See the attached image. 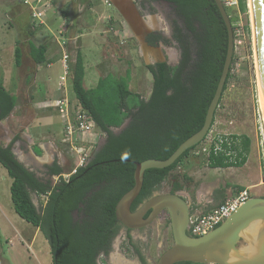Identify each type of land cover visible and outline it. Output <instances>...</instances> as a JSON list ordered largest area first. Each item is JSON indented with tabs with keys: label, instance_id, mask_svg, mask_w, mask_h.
I'll return each instance as SVG.
<instances>
[{
	"label": "trees",
	"instance_id": "trees-1",
	"mask_svg": "<svg viewBox=\"0 0 264 264\" xmlns=\"http://www.w3.org/2000/svg\"><path fill=\"white\" fill-rule=\"evenodd\" d=\"M167 1L174 5L172 39L180 56L174 65L166 61L144 65L152 77L147 99L129 88V68L124 74L110 71L86 88L83 56L76 50L70 72L76 106L86 109L95 126L105 134L103 143L85 164L63 179L61 174L66 168L53 162L47 166V174L58 175L59 179L51 184L48 179H39L17 160L12 151L15 136L6 145L0 143V164L11 178L12 207L19 217L42 232L50 246L52 264H98V257L109 253L112 241L123 227L116 219L115 205L134 184V163L147 158H167L204 122L224 62L227 30L214 0ZM238 5L241 11L247 9L245 0H238ZM225 9L228 13L226 6ZM230 21L232 24L231 17ZM159 39V34L151 33L147 41L154 44ZM28 48L34 63L44 61L45 45L29 41ZM20 57V48L16 46V66L20 64ZM232 63L218 105L227 88ZM15 104L16 97L4 88L0 76V121L9 115ZM126 119V125L121 127ZM120 127L118 132L113 131ZM231 135L241 139L242 157L233 162L210 154L207 157L210 167L241 166L246 161L249 138ZM196 146L184 151L167 167L146 169L141 189L130 209L134 210L152 196L167 178L171 180V192L179 189L183 181L186 182V175H180L176 169ZM31 191L45 196L40 210L31 200ZM128 243L134 246L131 241ZM136 253L146 264L138 248Z\"/></svg>",
	"mask_w": 264,
	"mask_h": 264
},
{
	"label": "rangeland",
	"instance_id": "rangeland-1",
	"mask_svg": "<svg viewBox=\"0 0 264 264\" xmlns=\"http://www.w3.org/2000/svg\"><path fill=\"white\" fill-rule=\"evenodd\" d=\"M68 1L70 2L71 0ZM92 1L94 2V11H92L89 6L85 5L84 8H82L76 5L74 12L71 10L68 14L66 11L68 18L65 20H62L61 18V5L56 2L50 10H53L56 16L53 19L52 24H47L46 26H29V32L37 33L38 31V33H42L41 35L43 36L39 37L41 35H38V37H36L37 35H33L32 40L36 41L39 39L41 41L42 39L48 37V35L55 39L56 48L54 49V60H45L38 69V73H42L46 77H50L49 82L52 85H58L59 76L63 72L61 61V52L63 47L61 42L65 40L66 36L67 39L63 45L68 46L72 60H74L75 52L78 49V46L85 55V62L87 65L83 80L85 87H92L94 85L92 83H96L98 75L96 70L89 67V65L93 66L94 62L98 60L100 55L106 53L105 51H102L104 48H102L99 44V39L96 33L93 32V30L96 29V12L102 14L104 17L102 23L100 22L99 32L100 34L106 36L108 35L106 37L107 39H110L111 35L114 36V32L116 33V31L122 26L120 24V14L116 10L115 6L112 4L107 5L106 3H103L102 0ZM245 1L247 9L245 11H241L239 9L238 0H224L229 16L233 20L234 49L231 60L233 63L231 65V75L227 83V88L225 89L215 112L212 129L218 132L220 131L248 136L257 152V145H259V149L261 148L260 142H263L264 148V112L262 109L256 78L249 0ZM137 4L139 12L143 14L145 21L150 27H153L155 24L161 26V5H159L158 1L137 0ZM27 10L28 6L24 4L23 0H0V22H5L7 27L10 28V32L6 35L10 36V38L2 35L0 31V66L3 70L8 71V76L10 77L9 82L11 84L9 85L8 82V84L5 85L7 90L13 87L12 85L15 84L17 78L16 76L18 74V67L14 64V49L16 47L15 39L17 38L14 31L16 25L11 24L13 20L20 18L22 19L21 23L24 26V23L28 21ZM162 10L164 11V8H162ZM50 13L51 12H49V14ZM109 17H112L110 20L114 23L116 30H110L108 33L106 32V22H109ZM118 24H120V26ZM3 29L4 28L2 27V32ZM63 29L64 31L61 33ZM26 32L27 34L29 33L28 30ZM131 36L132 37H125L123 40L124 43L121 44V46H124L127 50L126 53H123L124 58H118L117 55L116 57H112L113 59L111 63L113 64V67L111 66L110 69L113 68L114 70H118L122 73L126 68L132 70L129 88L132 91L140 93L143 98L147 99L151 90L152 77L150 72L147 71L142 64L144 60L141 56L143 53L142 48H140V43L134 35L131 34ZM58 43L61 44V47ZM18 44L24 52H27L28 47L26 41L18 42ZM166 46L168 47V51L165 52L167 63L172 65L176 64L179 60L178 48L172 41H170V43ZM108 55H110V52ZM153 60L151 58L150 63L154 62ZM48 61L52 62L49 66H46ZM23 64L24 66L22 65L21 67L22 79L29 74L26 73L27 71L25 70V67H28L27 64H31V61H29V59H23ZM68 81L66 87L67 90L62 89L61 92L62 94L65 92L69 93L72 96L73 92L70 82ZM74 102L76 101L74 97H72V103L74 104ZM56 114L59 116L57 111ZM23 117V119L21 118L22 120L19 122H17V120L14 121L17 127L8 121L10 124V130L5 129V127L3 128V126L0 125V143L6 145L14 136L16 137L15 141H19L20 131L24 130L25 124L31 123L29 122L31 121V118H29L28 115ZM127 121L128 120H126L122 125L125 126ZM121 127L113 128V131L118 132ZM61 133L62 138L59 145L61 146V164L64 168H66L63 173L65 176L69 175L71 170L78 164L79 156L82 154L81 152L77 153L75 149L76 146H81L83 148V152L86 153L87 161L93 151L96 150L105 139V134L102 133L96 126L92 128L90 133L73 134L71 137H67L65 135L66 133L64 132V129H61ZM90 134H93V136L95 135V137H92V135L90 136ZM83 135H89L91 138L88 136L87 138H84L82 137ZM195 150L196 148L191 151L189 157L183 160V165L185 166L187 165V162L191 161L190 167L187 168L188 173L195 178L198 177V179L200 178V180H203L201 168L208 164L206 157H196L192 155V152ZM260 156V161L258 159V154L253 160L254 164L252 165L255 171L251 169V178L255 173L259 178L260 184L258 186L253 184L250 186L251 196L264 195V160H262L263 156L261 150L259 157ZM250 160L251 155L248 156L245 163H248ZM182 167L183 166H179L176 170L181 172L183 171ZM33 171L39 179H42L43 181L48 179L51 184H54L59 179L57 175L49 176L46 173V167L34 168ZM216 175L220 176V174ZM222 175L226 178L238 180L239 183H242L243 185H248V173L244 166L234 167L225 173L223 172ZM215 178L216 176H212L210 179ZM252 179L256 182L255 176ZM232 182H234V180H231L229 183ZM10 183L11 178L8 176L6 169L0 164V264H52L50 246L44 238L42 232L15 213L10 199ZM228 187L226 195H228L227 193L231 190L234 191L232 186ZM171 189V180L167 178L160 184L159 188L154 193L171 192ZM30 196L37 209L40 210L41 205L44 203L45 196L37 195L33 191L30 192ZM17 231L20 233L19 236L16 234ZM132 238L134 240V245L142 250L147 264H156L160 254L173 243L168 213L166 214L162 212L149 225L143 227L142 229L132 230ZM128 242L129 241L124 234V230L121 229L115 237L113 249L110 251L108 256H99L97 259L98 264H141L138 261L137 256L133 254Z\"/></svg>",
	"mask_w": 264,
	"mask_h": 264
},
{
	"label": "water",
	"instance_id": "water-1",
	"mask_svg": "<svg viewBox=\"0 0 264 264\" xmlns=\"http://www.w3.org/2000/svg\"><path fill=\"white\" fill-rule=\"evenodd\" d=\"M110 2L126 20L140 45L145 49L149 47L144 42V35L149 29L144 27L143 22L145 21L140 16L134 0H110ZM214 2L227 30V48L221 74L208 104L204 122L200 129L182 141L167 158H147L136 161L133 173L134 184L118 199L115 205L116 219L124 227L130 229L145 227L153 222L161 211H167L173 243L160 254L156 264H174L176 262L264 264V196H251L223 222L201 236H191L187 233L190 204L177 191L154 193L134 210L130 209L141 189L144 171L149 168H164L171 165L184 151L200 143L211 127L234 49L230 17L222 0H214ZM249 8L254 52L264 102V0H249ZM148 210H150L148 216L144 217ZM256 222H259L258 230L254 234L246 232L248 227ZM247 244L252 245L251 251L244 250Z\"/></svg>",
	"mask_w": 264,
	"mask_h": 264
},
{
	"label": "crops",
	"instance_id": "crops-1",
	"mask_svg": "<svg viewBox=\"0 0 264 264\" xmlns=\"http://www.w3.org/2000/svg\"><path fill=\"white\" fill-rule=\"evenodd\" d=\"M53 2L52 4H55L56 2H58V4L61 5L62 20H65L66 18H68V14L70 13L71 10L72 12H74L75 10L74 8L76 5L82 8H84V6L86 5V6H89V8H91L92 11H94V2L92 0H71L70 2L68 0H64V1L54 0ZM134 2L135 4H137L136 0H134ZM116 10L118 11V9ZM66 11L68 14L66 13ZM28 12L29 10H27V17H28L27 20L28 21L24 23V26L21 23L22 19L20 18L17 20H13L14 23L12 22L11 24V25L13 24L16 25L15 31H14V33L17 36V38L15 39L16 41L14 40L16 46L20 48L18 42H21V41L22 42L26 41L27 47H28L29 41H33L35 44L45 45L46 50L44 53V57H45L44 61L54 60L53 55H54V49L56 48L55 39L52 36L48 35V37H46L45 39H42L41 41L39 39H37L36 41L32 40L33 35L35 36L37 35L36 37H38V35H41L42 33H38V31L37 33L29 32V26L33 25V23H31L32 21H31V18ZM49 12L51 13L47 14L45 24H41V26H44V25L46 26L47 24L53 23V19L56 17L55 12L53 10ZM111 18L109 17L108 18L109 22L108 23L106 22L107 24L106 32L108 33L110 32V30L112 31L116 30L114 23H112V21L110 20ZM120 18H121L120 24L122 27L118 29L116 33L114 32V36L111 35L110 36L111 38L107 39L106 37L108 35L106 36V35L100 34L99 32L100 31L99 25H100V22L102 23L104 17L102 14L96 12V29L93 30V32L96 33L101 47L104 48L102 49V51L106 52L100 55L98 60L94 62L93 66L89 65V67L94 68V70H96L98 78L102 75H106L110 71L115 72L117 74H124L127 69L126 68L123 73L118 70H114L113 68L110 69L111 66L113 67V64L111 63L113 59L112 57H116L117 55L118 58H124L123 53L127 52L126 48H124V46H121V44L124 43L123 40L125 39V37H132L131 34L134 35L130 26L127 24L126 20L123 18L121 14H120ZM120 24L118 25L120 26ZM0 27L4 28L3 32L0 28L2 35L6 36L10 32V28L7 27L5 22H0ZM26 29L29 32L28 34L26 32L27 31ZM6 37L10 38V36H6ZM39 37H43V36L41 35ZM66 39H67V36L65 40ZM59 46L61 47V44H59ZM62 47H63L62 52L64 50L68 52L69 57H70V63H72L73 60H72V57L70 56V53H69L70 50L68 46L63 45ZM140 48H142L143 54L141 56L144 60L142 64L143 65L150 64V59L152 58L153 60V58L155 57L153 55L157 54V51H153L152 48H149V47H146L145 49L141 45H140ZM78 49L80 50L83 56V65H84V70H85L87 66L85 62V55L79 46H78ZM156 50H159V49H156ZM20 51H21L20 64L17 66L18 74L16 76L17 77L16 82L14 85H12L13 87L11 89L9 88L7 90L5 86L10 81V77L8 76V71L3 70L0 66V76L2 78L4 88L9 92V94L16 97L15 106L13 107L9 115L0 121V125L3 126V128L5 127V129L10 130V124L8 123V121L16 126V123L14 121L17 120V122H19L20 120L24 118L23 116L28 115V117L31 118V121H29L31 123L25 124L24 130L20 131L19 141L13 142L12 151L14 155L16 156L17 160L20 161L29 170L33 171L34 168L46 167V173H47V166H50L53 162H57L58 164L63 166L61 164L62 163L61 152H60L61 146L59 145L61 138H62L61 129L63 128H62V121L60 117L57 116L56 114L54 100L66 94L70 98V101L73 107L76 106V103L75 102L74 104L72 103V97H74L73 93H72V96L66 92L62 94L61 92L62 89H66L67 85L65 88H60L59 84L52 85L49 82L50 77H46L42 73H38V69L41 67L42 63L36 64L33 62L31 57L29 56V48L27 49V52H24L22 48H20ZM107 52L108 53L110 52V55H108ZM23 59H26V60L29 59V61H31V64L29 65L27 64L28 67H25L26 68L25 70L27 71L26 73H29V74H27L25 78L23 77L24 80L22 79V76H21L22 75L21 67L22 65L24 66ZM49 61L48 63H46V66H49L50 63L52 62V61L51 62ZM103 69H106V70H103ZM131 71L132 70H130V80L132 77ZM68 82H70V78ZM92 84L95 85V82ZM9 85H11L10 82H9ZM212 126L213 124L211 125V130L214 132H218L212 129ZM220 133H226V132H220ZM227 134H234V133H227ZM91 135L92 137H95L96 133L94 136L93 134H90V136ZM87 136L90 137L89 135H83L82 137L87 138ZM249 141H250L249 149L246 152V160L249 155H251V160L249 162L247 161L248 163H245L246 162L245 161L243 165H241L242 167L243 166L245 167L248 173V176H247V180H249L247 181L248 185H243L242 183H239L238 180L226 178L222 175L223 172L225 173L226 171L231 170L234 167H240V166H227V167H210L209 165H206L205 167L203 166L201 168L202 170L201 174H203V180L202 179L200 180V178L198 179V177L195 178L191 176V174H189L187 171V168L190 167L191 161L187 162V165L185 166L181 165L183 166L182 167L183 171L181 172L178 171V173L180 175L182 174L186 175V182L183 181L180 188L175 191H177L180 195H182L188 201V203L190 204L191 210L198 209L202 212L208 211L214 206H216L218 203H220L226 196L234 194L238 190L239 187L240 188L248 187L250 189V186H252V184L255 186H258L260 184L259 178L257 177L255 173L252 176V178H254L255 176L256 182L253 181V179L251 178V173H252L251 169L255 171L252 165L254 164L253 160L255 156L258 154V159L259 161L261 160V156L259 157V154H260V149L258 147L259 145H257V152H256L255 147L253 146V143L250 138H249ZM192 155L196 157L202 156L205 158V156L195 155L193 154V152H192ZM206 161H207V158H206ZM221 169H225V170H221ZM216 174H220V176ZM212 176H216V178L210 179ZM231 180H234V182L229 183ZM251 182H255V183H251ZM228 186H232V189H234V191L231 190L230 192L227 193L228 195H226L227 189L229 188ZM16 234L19 236L20 235L19 231H17Z\"/></svg>",
	"mask_w": 264,
	"mask_h": 264
},
{
	"label": "built area",
	"instance_id": "built-area-1",
	"mask_svg": "<svg viewBox=\"0 0 264 264\" xmlns=\"http://www.w3.org/2000/svg\"><path fill=\"white\" fill-rule=\"evenodd\" d=\"M107 5L111 4L110 0H102ZM24 4L28 6L31 21L34 26L45 24L46 16L52 9L51 0H23ZM222 3L225 5L224 0ZM64 29L61 31V33ZM62 46L65 44L63 40ZM63 72L59 76V87L65 88L67 81L70 78L71 63L67 51L62 52L61 56ZM54 106L62 121L64 132L67 137L78 133H90L95 126L93 119L86 109L81 106H74L71 104L70 98L65 94L54 100ZM240 138L233 137L231 134L214 132L211 127L200 143L193 151L195 155H203L206 158L210 155H221L227 157L229 161H238L241 158ZM260 150L262 152V160H264L263 142H260ZM77 147V146H76ZM77 153L81 152L78 164L71 170L70 174L75 172L78 166L85 164L86 153L83 148L77 147ZM194 148V149H195ZM69 174V175H70ZM69 175L61 174L63 179H67ZM59 178V176L57 175ZM251 197V192L248 187L237 190L234 194L226 196L220 203L208 211L202 212L198 209H190L186 231L191 236H201L206 234L233 212H235L248 198ZM201 264H220L217 262H206Z\"/></svg>",
	"mask_w": 264,
	"mask_h": 264
},
{
	"label": "flooded vegetation",
	"instance_id": "flooded-vegetation-1",
	"mask_svg": "<svg viewBox=\"0 0 264 264\" xmlns=\"http://www.w3.org/2000/svg\"><path fill=\"white\" fill-rule=\"evenodd\" d=\"M159 2V5H161V15H162V18H160V21L161 23V26L159 25H153V27H150L147 22L145 21V18L143 17V14H140V16L143 18V22L144 23V27H148V31L146 32V34L144 35V42L152 48L153 51H157V54L153 55L155 56L153 59L154 62H151V63H155L157 61H166L167 62V58L165 57V52L168 51V47L166 45H168L170 43V41H172L173 43H175V41L172 39V21H173V18L175 17V11H174V5L172 3H170L169 1L167 0H156ZM136 3H137V0H136ZM138 5V4H137ZM162 8H164V11L162 10ZM151 33H156V34H159L161 36V39H159L157 42H155L154 44H150L148 41H147V38L148 36L151 34ZM162 39H167L169 42L168 43H164L162 41ZM176 45V43H175ZM155 47H158L159 50H156ZM149 50V49H147ZM152 51V52H153ZM180 56V55H179ZM169 57V56H168ZM169 64V63H168ZM172 65V64H170ZM174 65V64H173ZM155 192V191H154ZM153 192V194H154ZM152 194V195H153ZM150 210H148L146 212V214L144 215V217H147L148 214H149ZM166 213L167 214V211L166 210H163L161 211L160 213ZM159 213V214H160ZM143 228V227H142ZM142 228H139V229H142ZM122 229L124 230V234L126 235L128 241H131L132 244L134 245V240L132 238V230L134 229H130V228H126V227H122ZM115 240V238H114ZM114 240L112 241L111 243V248H110V251L113 249L114 247ZM136 248H138V250L140 251L141 255L144 257L145 259V263L147 264L146 262V258L142 252V250L139 248V247H136L135 245L132 247L131 246V250L133 252L134 255L137 256L138 258V261L143 264L140 259H139V255L136 253ZM109 251V253H110ZM109 253L107 255H103V256H108Z\"/></svg>",
	"mask_w": 264,
	"mask_h": 264
},
{
	"label": "bare ground",
	"instance_id": "bare-ground-1",
	"mask_svg": "<svg viewBox=\"0 0 264 264\" xmlns=\"http://www.w3.org/2000/svg\"><path fill=\"white\" fill-rule=\"evenodd\" d=\"M255 55V52H254ZM255 68H256V78H257V85L259 88V96H260V100H261V104H262V109L264 112V102H263V96H262V90H261V84H260V78H259V72H258V67H257V62H256V57H255ZM259 228V222H256L255 224L251 225L250 227H248V229L246 230V232H250V234H254ZM245 251H251L252 250V245L251 244H247L244 247Z\"/></svg>",
	"mask_w": 264,
	"mask_h": 264
}]
</instances>
